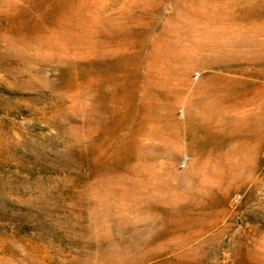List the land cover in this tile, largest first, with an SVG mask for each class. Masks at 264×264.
Instances as JSON below:
<instances>
[{"label": "rangeland", "instance_id": "374dc122", "mask_svg": "<svg viewBox=\"0 0 264 264\" xmlns=\"http://www.w3.org/2000/svg\"><path fill=\"white\" fill-rule=\"evenodd\" d=\"M0 264H264V0H0Z\"/></svg>", "mask_w": 264, "mask_h": 264}]
</instances>
